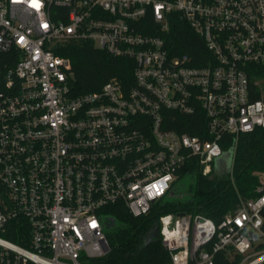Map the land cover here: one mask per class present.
Wrapping results in <instances>:
<instances>
[{
    "label": "built area",
    "instance_id": "2783aa9c",
    "mask_svg": "<svg viewBox=\"0 0 264 264\" xmlns=\"http://www.w3.org/2000/svg\"><path fill=\"white\" fill-rule=\"evenodd\" d=\"M174 15L205 41V65L168 48ZM74 40L133 61L134 84L113 78L76 95L61 54ZM11 51L19 59L0 73V264H102L108 208L148 214L193 157L210 176L227 141L233 153L240 135L264 129L248 79V65L264 64V0H0V52ZM172 113L205 120L203 135L167 128ZM263 210L260 175L258 196L219 223L161 215L170 264H263ZM14 223L22 244L6 237Z\"/></svg>",
    "mask_w": 264,
    "mask_h": 264
},
{
    "label": "trees",
    "instance_id": "16d2710c",
    "mask_svg": "<svg viewBox=\"0 0 264 264\" xmlns=\"http://www.w3.org/2000/svg\"><path fill=\"white\" fill-rule=\"evenodd\" d=\"M174 16L169 24V32L164 35L168 48L174 54L189 55L194 59L195 66L205 65L200 62V57L211 58L205 41L189 24ZM61 54L71 60L73 78L70 84L76 95L98 91L113 78L119 79L127 87L134 84L133 61L112 56L91 42L74 40L65 46ZM18 59L14 51L0 52V73L4 74L14 67ZM248 79L251 101L264 100V64L248 65ZM172 115L167 128L192 136L203 135L205 120L201 124L197 116ZM230 147L231 141L223 145L225 154ZM223 160L225 162L219 168L216 167L212 175L203 176L198 159L193 157L178 172L175 183L176 188L180 182L190 181L192 193L188 197L167 195L144 216H133L123 204L108 208L106 218L114 221L105 228L111 250L102 264H170L171 258L157 231L161 215L187 213L219 223L238 209L241 200L256 198L260 175H264V129L240 135L231 157ZM262 215L264 218V210ZM262 231L264 233V223ZM19 233L20 226L14 223L6 237L22 244ZM226 264L237 263L230 261Z\"/></svg>",
    "mask_w": 264,
    "mask_h": 264
},
{
    "label": "rangeland",
    "instance_id": "374dc122",
    "mask_svg": "<svg viewBox=\"0 0 264 264\" xmlns=\"http://www.w3.org/2000/svg\"><path fill=\"white\" fill-rule=\"evenodd\" d=\"M183 190L185 196L184 197H188L191 193H192V186H191V182L188 180H185L183 182H180L177 186H176V193H180V191ZM191 190V192H190Z\"/></svg>",
    "mask_w": 264,
    "mask_h": 264
},
{
    "label": "water",
    "instance_id": "95a60500",
    "mask_svg": "<svg viewBox=\"0 0 264 264\" xmlns=\"http://www.w3.org/2000/svg\"><path fill=\"white\" fill-rule=\"evenodd\" d=\"M0 76H1V74H0ZM231 154H232V152L229 151V152L225 155V157L230 158V157H231ZM216 166H217V168L220 167V159L217 160V165H216ZM175 190H176V188H174L173 190H171L170 193H169V196H175ZM182 215H184V214L181 213L180 216H182ZM157 231H158V229H157ZM252 238H253V240H255V239H256V236L252 234Z\"/></svg>",
    "mask_w": 264,
    "mask_h": 264
},
{
    "label": "flooded vegetation",
    "instance_id": "af4514ba",
    "mask_svg": "<svg viewBox=\"0 0 264 264\" xmlns=\"http://www.w3.org/2000/svg\"><path fill=\"white\" fill-rule=\"evenodd\" d=\"M190 192H191V190H190ZM175 195H176V196H181V197H184V196H185L183 190H181L180 193H179V192H178V193L175 192Z\"/></svg>",
    "mask_w": 264,
    "mask_h": 264
},
{
    "label": "snow or ice",
    "instance_id": "6c2138e0",
    "mask_svg": "<svg viewBox=\"0 0 264 264\" xmlns=\"http://www.w3.org/2000/svg\"><path fill=\"white\" fill-rule=\"evenodd\" d=\"M34 7H39V4L37 3V4H34Z\"/></svg>",
    "mask_w": 264,
    "mask_h": 264
}]
</instances>
